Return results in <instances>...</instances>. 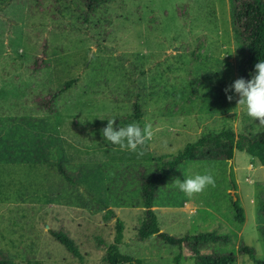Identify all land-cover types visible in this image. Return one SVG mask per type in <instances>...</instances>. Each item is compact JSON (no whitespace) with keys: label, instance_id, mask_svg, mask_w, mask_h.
<instances>
[{"label":"rangeland","instance_id":"rangeland-1","mask_svg":"<svg viewBox=\"0 0 264 264\" xmlns=\"http://www.w3.org/2000/svg\"><path fill=\"white\" fill-rule=\"evenodd\" d=\"M239 61L228 0H106L92 10L83 0L0 2V257L14 264H105L114 218L103 215L112 209L124 224L120 252L144 264H173L177 254L179 264H195L185 245L136 236L140 180L154 170L156 156L168 158L205 133L264 132L234 109V91L231 102L226 97ZM69 78L75 83L51 97ZM133 102L140 105L137 122ZM107 119H116L117 129L151 123L145 154L106 141L100 130ZM263 166L236 149L229 160L178 163L156 189L159 231L226 234L228 242H206L199 252H233L234 264H257L238 252L245 244L264 261ZM206 172L215 187L192 197L169 184ZM232 193L242 222L233 217ZM51 230L65 232L82 258Z\"/></svg>","mask_w":264,"mask_h":264},{"label":"trees","instance_id":"trees-1","mask_svg":"<svg viewBox=\"0 0 264 264\" xmlns=\"http://www.w3.org/2000/svg\"><path fill=\"white\" fill-rule=\"evenodd\" d=\"M11 0H0L8 3ZM87 10H92L98 3L106 0H83ZM229 23L233 40L240 54V61L237 68L239 78L251 79L254 73V66L260 60H264V2L262 0H228ZM76 78H69L62 83L58 90L51 95L55 97L68 89ZM132 118L137 122L141 118L140 105L138 102L132 104ZM245 151L258 159L264 165V132L256 137L249 138L243 134H237L230 128H223L217 133H205L195 140L185 143L175 154L164 158L156 156L157 162L154 170L140 180L141 203L143 215L136 236L139 239H147L152 235L159 236L170 246L180 248L185 245L195 264H234L236 255L233 252L220 254H201L199 247L206 242L220 241L228 242L226 234H217L214 231L173 236L159 231V224L156 213L153 209L157 186L162 183L174 170L176 165L182 161L195 160H229L234 150ZM58 170L61 175L71 180L65 168L58 163ZM234 210L233 217L237 222L243 221V209L238 199L231 200ZM104 218H114V235L112 241L107 244L103 260L105 264H144L142 260L120 252L119 245L123 239V221L115 216L112 209H106ZM264 240V226L260 227ZM51 236L60 243L66 251L79 260L82 258L74 241L61 230H51ZM238 252L247 254L248 258L257 264H264L254 254V249L248 245H238ZM179 255L173 257V264H179ZM0 264H14L6 257H0Z\"/></svg>","mask_w":264,"mask_h":264},{"label":"clouds","instance_id":"clouds-1","mask_svg":"<svg viewBox=\"0 0 264 264\" xmlns=\"http://www.w3.org/2000/svg\"><path fill=\"white\" fill-rule=\"evenodd\" d=\"M254 69L251 79L238 78L224 91L229 102L234 99V96L229 93L234 91L237 97V106L234 109L245 111L249 117L264 126V60L256 63ZM234 109L230 111L235 112ZM107 121V126L100 130L106 141L118 145L121 150L134 152L138 157L145 154L144 146L154 136L151 123L145 122L143 127L137 123H129L127 126H119L117 129L116 119H107ZM169 184L188 197H192L203 192L209 185L215 187V179L211 173L206 172L205 174L184 175L183 179L175 178Z\"/></svg>","mask_w":264,"mask_h":264},{"label":"water","instance_id":"water-1","mask_svg":"<svg viewBox=\"0 0 264 264\" xmlns=\"http://www.w3.org/2000/svg\"><path fill=\"white\" fill-rule=\"evenodd\" d=\"M264 167V166H263ZM232 198H233V200H235L236 199V196L232 193Z\"/></svg>","mask_w":264,"mask_h":264}]
</instances>
